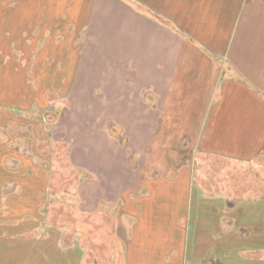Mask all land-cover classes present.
Segmentation results:
<instances>
[{
  "label": "crops",
  "instance_id": "1",
  "mask_svg": "<svg viewBox=\"0 0 264 264\" xmlns=\"http://www.w3.org/2000/svg\"><path fill=\"white\" fill-rule=\"evenodd\" d=\"M39 2L40 8L33 6V0L28 7L30 23L35 22L33 35L37 36L41 27V38L54 35L63 47L61 57L65 61L56 76L61 87L50 93L62 92V100L71 93L69 96L78 105L77 101L91 92V108L101 107L108 112L104 126L99 118L93 122L98 131L89 135L93 139L91 148L97 156L99 150L109 156V170L117 166L114 159L120 153V172L133 174H127L129 179L121 186L123 196L128 194L130 198L120 200L119 214L121 221L133 222L130 232L134 236L130 233L120 238V232H116L120 249L127 248L125 264H222L212 260V247L206 246V237L211 239L214 228L245 239L253 233H263L264 212H256L248 219L242 215L243 207L229 199L220 201L231 210L214 220L211 215L215 212L209 211L208 199L195 190L193 173L198 165L209 166L197 164L198 154L264 168V0ZM13 10L12 14L8 11L7 21H13L17 6ZM29 37L31 48L37 50L45 44L35 56L39 59L48 49V41ZM20 43L27 44L23 40ZM15 88L11 86L13 92ZM75 92L81 96H74ZM11 103L12 107L20 106L17 100ZM32 120L11 113L0 118V172H14L13 178L0 180V264H20V255L5 261L1 244L4 231H19L15 236L18 242L10 244L16 251L20 244L29 246V260H35L39 245L41 251H47L43 250L47 247L58 264H64L69 257L75 258L76 264H90L86 250L82 247V255L79 251L84 234L77 231L76 239H69L66 231L76 230L56 224L59 218L55 215L48 221L40 213L49 199V189L57 187L49 161L45 162L44 157L35 164L38 175L17 178V172L25 169L26 161L21 158L26 156L22 154L31 159L36 154L43 159L33 146L35 142L29 147L22 139L30 135L31 129L37 131L48 121L49 127L54 121L52 118L28 125ZM79 123V119H73L71 130L75 126L79 131ZM61 125L64 127V123ZM66 131L68 137L70 131ZM77 137L84 139L81 144L87 138L82 133ZM84 151H90L89 146ZM10 156L16 158L13 167L4 162ZM87 171L93 176V184H100L102 178L105 185L106 178L101 175L106 173V166ZM90 198L84 197L81 204ZM33 208L36 215L24 212ZM20 212L24 213L21 217H14ZM213 220L219 222V228ZM91 231H96L94 226ZM173 231H187L186 239H178ZM189 231L196 237L194 244L199 239L200 245H189ZM54 234L59 235L57 246L47 244ZM109 235L107 239L103 237L105 245ZM87 242L89 238L83 245ZM101 242L92 239L90 244L99 246ZM109 248L113 250L111 241L106 250ZM205 248L208 254L201 253ZM258 249L264 251L251 250ZM172 253L176 256L169 255ZM46 258L36 262L50 264V256ZM94 261L99 264L98 259ZM233 262L245 264L238 257Z\"/></svg>",
  "mask_w": 264,
  "mask_h": 264
},
{
  "label": "rangeland",
  "instance_id": "2",
  "mask_svg": "<svg viewBox=\"0 0 264 264\" xmlns=\"http://www.w3.org/2000/svg\"><path fill=\"white\" fill-rule=\"evenodd\" d=\"M39 1L33 0V6L40 8ZM29 2L30 0H0V118L3 115L7 117L11 113L17 118L34 119L28 123V125L32 124L34 126L38 121L45 123L47 119L52 120V118L54 121L51 122L53 125H49V127L46 126V124H49L48 121L43 127H37V131L31 129L29 131L30 135H25V138L22 139L25 141V145L29 147L35 142L33 146L36 147L37 154L43 156V159H38L37 157L40 158V156L36 154H32L31 159L26 154L21 153L23 157L26 156L25 159L21 158L22 162L26 161V164L25 169L17 172V178L25 180L26 175L28 177L38 175L35 164L46 158L45 162L49 161V171L53 175L57 187L49 189V199L40 210L41 215L47 220L52 215H55L56 219L59 218V220H56V224L61 226L63 224L62 227L66 228V230H76L66 231L69 234L67 237L69 239L73 238L75 240L77 231L84 234L79 251L81 252L82 247L86 250L85 255L89 259L90 264H93L95 259H98L99 264H125L127 248L120 249V242L117 239L116 232H120L122 236L120 238H123L125 234L127 238L130 233L132 234L131 237L134 236V232H130V226L131 223L133 225V222L130 219L121 221L119 214L120 209H122L119 204L120 200L130 198L128 194L125 197L123 196L124 192L121 186L133 174L129 171V174L127 172V177V174L120 172V153H116L119 157L114 159V163H117V166L109 170L111 167L108 164L109 156L104 155L102 150H99L100 156H97L96 154L98 153H94L93 147L91 148L90 144H93V139L89 138V135L98 131V127L96 128L93 122L99 118L102 120V126H104V121L107 120L108 116L107 109L101 107L91 108V92L85 93L86 97L79 99L77 101L78 105L71 99V95L69 96L71 93L65 97V100L61 99L62 92L50 93V90H59L61 87V85H57L56 76L61 73V68L65 62L61 57L63 47L56 41L54 35L41 38L39 32L41 30L42 32L44 31L43 27L37 29V36L33 35V32H36L34 29L35 22L32 21L30 23L29 20ZM14 6H17V11L13 15V21H7L5 17H7L8 11L11 10V14L13 13ZM53 32L55 33V31ZM50 33L52 32L50 31ZM29 35H31V40L37 38L38 40L42 39L44 42L48 41V49L40 55L39 59H36L35 56L37 53L39 54L40 50L44 49L45 44L40 45L37 50L34 47L31 48ZM21 40L27 44L20 43ZM54 41L56 42L55 44H53ZM30 48L34 51H30ZM44 55H47V58ZM52 72H55L56 75L52 76ZM11 86L16 87L15 92L11 90ZM18 88L20 91H17ZM78 95L81 96L80 93H74V96ZM13 100L19 101L20 106L12 107L11 101ZM59 116L62 117L61 124L64 123V127L60 124V120L58 122ZM92 118L94 119L92 120ZM73 119L80 120V123L77 124L79 131L75 126L72 127L74 131L71 130L69 125L73 122ZM82 126L85 129L80 128ZM65 129L70 131L68 137L65 136L67 134ZM92 129L95 131H92ZM29 132L27 133L26 131V134H29ZM81 133L84 134V137H87L85 143L82 144L81 140H84L83 138H75L76 135L80 136ZM96 139L99 142L101 141L100 138ZM67 140L72 143L70 144ZM10 141L12 142L13 138H10ZM1 142L0 147H2ZM20 145L23 147L24 143L20 141ZM87 146H89L90 151H84V147ZM101 147L103 149L102 145ZM9 150L13 152L12 149ZM121 154L123 155L122 152ZM14 160L16 158L13 159V156H10V158L4 160L5 165L15 166ZM201 162L208 163L209 166H196L193 173L196 181L195 190L199 193V196L203 194L208 199L207 202L210 203L207 204L210 207L209 211L215 212L211 215L214 220L231 210L220 199H229L234 205L243 207L242 215L246 218L249 216L248 219L252 218L256 212H264V168L262 166L258 167L254 164L241 165L236 164V162H226V160L219 158H205L198 154L197 164H202ZM102 165L106 166V173L101 172L104 174L101 177L105 176L106 183L104 185L102 183L103 179L100 177V184H93V179L91 178L93 176L87 170L93 171V169H97ZM13 175L14 172H5V174L0 172V180H3L4 177L6 179L13 178ZM82 183L85 184L82 185ZM90 196L92 198L81 204L84 197ZM209 198H212L213 201H209ZM116 199L119 202L115 203ZM195 207L196 205L194 204ZM197 208H199V204ZM34 209L24 212L34 214ZM22 214L24 213L14 214V217H21ZM79 216H81L80 220H78ZM263 219L264 214L261 220ZM214 220L213 224L219 228V222ZM256 223L258 224V222ZM93 226L96 231H91ZM111 231L115 232L111 233ZM18 232H3L5 239H1V244L4 246L5 261L20 255L17 260L20 264H25V262L26 264H40L36 261L46 260V257L50 256V262L48 263L58 264V262H54L51 252L45 246L43 250L46 249L47 251H41L42 248L38 245L39 252L35 254L37 256L35 260H29V246L27 245L24 247L25 245L20 244L21 247H17V251L14 250L13 244L11 245L10 243L18 242L16 241L17 237H15ZM173 232L178 239H186L184 234L187 231ZM212 232L211 239L208 235L206 237V246L209 247L211 245V255L213 254L214 261L219 260L222 264H235L233 261L238 257L244 259L245 264H264V251L262 249L254 252L251 250L252 248H264V232L259 233V235L253 233L251 237L246 239L233 234H224V231H215V228ZM97 233H101V235L105 233L106 236L102 235L101 238V235L98 236ZM34 235H30V237ZM108 235L110 236L113 250L110 248V250H106V247L110 245V241L106 245L103 242V237L107 239ZM189 236L190 246L191 244L200 245L199 239L194 244L196 237L193 231H189ZM87 238H89L90 242L92 239L96 243L99 240H102V242L99 246H92L90 242L83 245ZM58 239L59 235L54 234L53 240H50L47 244L53 245L55 243L57 246ZM6 242L9 245H6ZM5 245L8 247H5ZM71 251V254H73L74 250L71 249ZM65 252L61 251L63 255L66 254ZM201 253L208 254L209 249L205 248ZM82 254L84 253L81 252ZM169 255L175 257L176 253ZM69 259L71 261L66 260L64 264H76L75 258L69 257ZM4 264H8V262ZM13 264L18 263L13 261Z\"/></svg>",
  "mask_w": 264,
  "mask_h": 264
},
{
  "label": "flooded vegetation",
  "instance_id": "3",
  "mask_svg": "<svg viewBox=\"0 0 264 264\" xmlns=\"http://www.w3.org/2000/svg\"><path fill=\"white\" fill-rule=\"evenodd\" d=\"M213 260V259H212ZM214 261V260H213ZM217 262H219V261H217Z\"/></svg>",
  "mask_w": 264,
  "mask_h": 264
}]
</instances>
